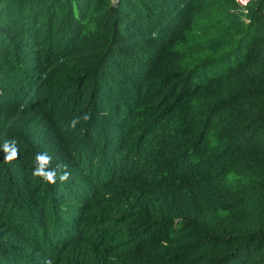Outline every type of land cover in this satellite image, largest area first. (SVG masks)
I'll return each instance as SVG.
<instances>
[{
  "label": "trees",
  "instance_id": "16d2710c",
  "mask_svg": "<svg viewBox=\"0 0 264 264\" xmlns=\"http://www.w3.org/2000/svg\"><path fill=\"white\" fill-rule=\"evenodd\" d=\"M49 262L264 264V0H0V264Z\"/></svg>",
  "mask_w": 264,
  "mask_h": 264
},
{
  "label": "clouds",
  "instance_id": "9594fccd",
  "mask_svg": "<svg viewBox=\"0 0 264 264\" xmlns=\"http://www.w3.org/2000/svg\"><path fill=\"white\" fill-rule=\"evenodd\" d=\"M83 119L85 121L90 119L88 114L82 117H76L70 121V127L75 129L76 125ZM3 150L5 152V163H11L19 156V149L16 147L15 141H5ZM51 157L47 153H37L35 157L36 167L33 170L32 175L34 177H39L43 179L46 183L55 185L57 181V176L61 182L67 181L69 179L70 173L67 171L66 165H58L57 169H51L50 166ZM50 264V262H49Z\"/></svg>",
  "mask_w": 264,
  "mask_h": 264
},
{
  "label": "built area",
  "instance_id": "2783aa9c",
  "mask_svg": "<svg viewBox=\"0 0 264 264\" xmlns=\"http://www.w3.org/2000/svg\"><path fill=\"white\" fill-rule=\"evenodd\" d=\"M239 4H241L242 6H246L248 5V3H250L253 0H237Z\"/></svg>",
  "mask_w": 264,
  "mask_h": 264
}]
</instances>
